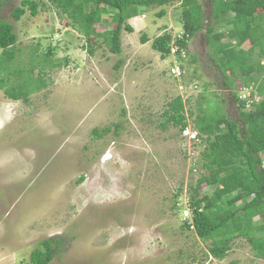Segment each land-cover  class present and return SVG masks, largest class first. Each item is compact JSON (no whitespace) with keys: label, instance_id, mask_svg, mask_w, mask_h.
<instances>
[{"label":"rangeland","instance_id":"obj_1","mask_svg":"<svg viewBox=\"0 0 264 264\" xmlns=\"http://www.w3.org/2000/svg\"><path fill=\"white\" fill-rule=\"evenodd\" d=\"M21 1L0 0V19L12 24L17 38V54L2 74L9 76L6 86L20 89L28 79L41 87L25 100L0 89V264H30L31 251L48 238L59 242L48 264H264L243 237L216 259L209 241L183 227L191 216L190 185L203 173V144L186 109L206 107V98L210 110L236 117L205 40L211 0H200L205 24L188 40L181 76L170 71L181 63L176 56L161 58L151 48L164 32L173 41L182 34L179 1L141 8L127 19L133 30L122 29L119 54L101 38L87 40L46 2L36 15L26 9L15 20ZM107 28L97 24L98 32ZM240 45L250 46L248 40ZM49 48L58 66L45 58ZM236 86L239 97L248 96L250 87ZM177 95L188 125L164 129L163 111ZM106 126L109 132L93 135Z\"/></svg>","mask_w":264,"mask_h":264},{"label":"trees","instance_id":"obj_2","mask_svg":"<svg viewBox=\"0 0 264 264\" xmlns=\"http://www.w3.org/2000/svg\"><path fill=\"white\" fill-rule=\"evenodd\" d=\"M175 1H179L182 34L173 41L172 35L164 32L151 41V48L165 58L171 55V47L177 46L174 55L181 61L180 67L185 69L183 60L186 54L182 56L181 50L187 51L188 40L205 24V10L200 0H22L12 16L19 20L26 9L36 15L40 4L48 3L69 17L70 25L87 40L101 38L110 52L119 54L122 29L133 30L126 23L127 19L137 16L141 8L165 6ZM211 2L212 23L206 24L205 40L210 51L213 50L209 56L223 77L221 88L231 90L236 117H229L223 108L210 110L206 98V107L201 102L195 113L186 109L188 116L193 118L195 136L203 144V173H199L196 182L190 185L188 208L191 216L190 221L183 222V227L191 228L199 238L209 241L208 253L216 259H223L233 240L239 237L247 240L255 257L264 258V62H261L264 59V0ZM163 13L162 9L158 15ZM104 15H108V21ZM101 22L109 24L110 28L98 32L97 24ZM216 23H224L229 28L225 32L217 31ZM147 40L143 35L140 41L145 43ZM245 40L250 46L242 49L240 44ZM16 42L12 24L0 19V62L4 61L5 66L1 68L0 65V89L10 99L25 100L32 89L41 86L32 87L28 79L19 82L20 89L6 86L9 76L2 74L3 70L9 69V62L17 54ZM51 54L49 48L45 58L51 60V66H58L59 62L49 58ZM238 81L243 88H251L248 96H238L235 91ZM181 101V96L177 95L171 108L163 111L162 128L169 123L179 126V130L187 127ZM110 130L106 126L101 131L93 129L92 133L100 137ZM202 186L207 190L204 194L199 192ZM254 216H258V221L254 222ZM52 242H55L54 246H51ZM40 244L41 247L31 251L30 264H48L59 242L48 238Z\"/></svg>","mask_w":264,"mask_h":264},{"label":"built area","instance_id":"obj_3","mask_svg":"<svg viewBox=\"0 0 264 264\" xmlns=\"http://www.w3.org/2000/svg\"><path fill=\"white\" fill-rule=\"evenodd\" d=\"M177 49V46H175V45H173L172 47H171V53H172V55H174V53H175V50ZM185 53H186V51L184 50V49H182L181 50V55L182 56H185ZM175 56V55H174ZM171 73H173V74H175V73H178V75L181 73V71H180V62H178L174 67H172L171 68ZM180 76H181V74H180ZM249 95V94H248ZM194 136V135H193Z\"/></svg>","mask_w":264,"mask_h":264}]
</instances>
